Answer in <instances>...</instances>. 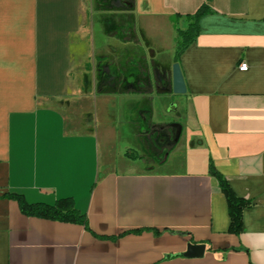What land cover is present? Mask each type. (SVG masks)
Returning <instances> with one entry per match:
<instances>
[{
	"label": "crops",
	"instance_id": "obj_1",
	"mask_svg": "<svg viewBox=\"0 0 264 264\" xmlns=\"http://www.w3.org/2000/svg\"><path fill=\"white\" fill-rule=\"evenodd\" d=\"M203 3L214 12L179 58L192 139L157 159L147 149L162 130L153 100L169 89L155 88L152 71L135 73L138 44L94 45L88 90V49L85 70H73L85 0H0V196L71 197L84 216L27 215L0 197V264H264V0H134L132 12L141 34L142 20L171 31ZM94 99L115 115L105 139L85 108ZM211 164L252 201L238 235ZM189 244L204 255L185 257Z\"/></svg>",
	"mask_w": 264,
	"mask_h": 264
},
{
	"label": "rangeland",
	"instance_id": "obj_2",
	"mask_svg": "<svg viewBox=\"0 0 264 264\" xmlns=\"http://www.w3.org/2000/svg\"><path fill=\"white\" fill-rule=\"evenodd\" d=\"M85 5H88L90 16L87 19L83 17L82 22L83 24L87 23L89 30H87L88 35L86 38H83V43L76 45L78 39L74 36V44L76 43L75 46L77 47L75 50L76 52H74L73 70L76 74L85 70L84 57L86 56V52L84 51L88 49L90 51V63L87 67L88 80L90 81L88 90H93V85L96 83L99 70L98 62H96L95 58L97 52L96 50L92 52L91 48L100 43L112 44L114 42L123 43L126 41H132L138 44L137 46L139 49L136 51V64H134L135 73L142 74L146 69V75L148 76L149 72L152 71L154 77H159V80L157 79L154 84L156 89L164 90L166 87L171 89V84H166L165 81L167 78L168 83L171 82V69L178 50V30L187 28L186 22H177L170 31V28L166 29L159 23L147 24L142 20V23L139 22L138 24L143 32V34H141V32L139 33V29L135 26V19L132 12L134 0H85ZM82 10H84L83 7ZM101 10H104L106 15L99 14L98 12ZM77 37L80 38L79 36ZM81 52L83 53L82 56ZM165 95L167 96L155 98L153 100L155 110L154 120L162 124V130L159 131L156 138L153 140L155 141V145L147 149L148 154L156 152V158L161 150H168V145H170L171 141L167 138L170 132H174L171 123L179 124L184 128L177 144L179 147H182L189 139H192L191 133L195 123L185 94L167 93ZM43 101L44 100H42L41 103H43ZM44 103L49 102L45 100ZM104 106L107 105H103V103L97 99L91 100L85 104V108L88 109L89 113H93L94 119L92 124L95 122V127L101 129L100 133H102L101 138L103 139L108 137L103 133L102 127L115 116L114 112L110 111L111 109L108 107L105 108ZM93 127L94 124L92 125V128ZM147 134H149V132H147ZM121 144L124 148L126 147L125 149L130 147L141 151V148H139L136 142L131 138L123 137L119 141V145ZM166 155L167 154L161 155V158H165Z\"/></svg>",
	"mask_w": 264,
	"mask_h": 264
},
{
	"label": "trees",
	"instance_id": "obj_3",
	"mask_svg": "<svg viewBox=\"0 0 264 264\" xmlns=\"http://www.w3.org/2000/svg\"><path fill=\"white\" fill-rule=\"evenodd\" d=\"M213 12L214 10L211 7L206 3H203L194 14H187L185 16L187 28L184 30H178L176 62H179V58L184 50L196 40L199 34V19L202 16ZM167 91L172 92L171 89ZM126 155L132 156L129 152H126ZM137 157L138 156L133 158ZM210 173L218 179L220 188L227 199L230 216L229 232L238 235L242 231L244 209L250 207L252 201L236 195L226 178L220 174L212 164L210 165ZM0 197L15 199L18 201L21 210L27 215L74 222H83L84 220V216L77 210L74 200L71 197L60 198L54 204L41 202L30 203L25 199L24 195L14 192H7Z\"/></svg>",
	"mask_w": 264,
	"mask_h": 264
},
{
	"label": "water",
	"instance_id": "obj_4",
	"mask_svg": "<svg viewBox=\"0 0 264 264\" xmlns=\"http://www.w3.org/2000/svg\"><path fill=\"white\" fill-rule=\"evenodd\" d=\"M171 91L175 94H185L187 93V86L185 77L182 71L181 64L179 62H175L172 66V83H171ZM177 125V131L175 133L174 142H178L181 134H182V126ZM204 244H189L187 251L184 253L185 257L188 258H198L202 257L205 252Z\"/></svg>",
	"mask_w": 264,
	"mask_h": 264
},
{
	"label": "flooded vegetation",
	"instance_id": "obj_5",
	"mask_svg": "<svg viewBox=\"0 0 264 264\" xmlns=\"http://www.w3.org/2000/svg\"><path fill=\"white\" fill-rule=\"evenodd\" d=\"M167 89H169V88H167ZM167 93L170 94V93H173V92H167ZM167 93L165 92L162 95H165ZM171 127H173V131L174 132H170L169 135H168V138H167V139H169L171 141V143H170V145H168V150L167 151L161 150V152L157 154L159 156V158H161V155H165V154L168 155L177 146V144L179 142V141L176 142V143L174 142L175 133L177 131V125H175L174 123H171ZM161 159H163V158H161Z\"/></svg>",
	"mask_w": 264,
	"mask_h": 264
},
{
	"label": "built area",
	"instance_id": "obj_6",
	"mask_svg": "<svg viewBox=\"0 0 264 264\" xmlns=\"http://www.w3.org/2000/svg\"><path fill=\"white\" fill-rule=\"evenodd\" d=\"M240 70H247L248 69V64L246 62H242L239 65Z\"/></svg>",
	"mask_w": 264,
	"mask_h": 264
}]
</instances>
